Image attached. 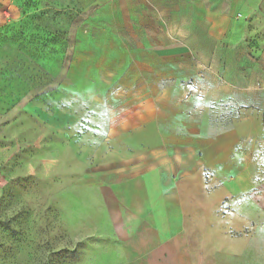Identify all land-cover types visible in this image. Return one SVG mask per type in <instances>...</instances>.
I'll return each mask as SVG.
<instances>
[{"label": "rangeland", "instance_id": "obj_1", "mask_svg": "<svg viewBox=\"0 0 264 264\" xmlns=\"http://www.w3.org/2000/svg\"><path fill=\"white\" fill-rule=\"evenodd\" d=\"M260 92L264 0H0V264H143L113 221L110 173L153 170L166 140L178 169L188 145L208 158L190 183L237 167L227 181L264 198ZM131 110L149 121L108 140ZM234 191L183 207V238L210 255L240 235L264 264V203L237 220Z\"/></svg>", "mask_w": 264, "mask_h": 264}, {"label": "crops", "instance_id": "obj_2", "mask_svg": "<svg viewBox=\"0 0 264 264\" xmlns=\"http://www.w3.org/2000/svg\"><path fill=\"white\" fill-rule=\"evenodd\" d=\"M212 8L215 13L225 12L219 5L212 6ZM220 28L218 26L217 31H220L225 37L229 28L223 27L221 30ZM201 56L206 60V55L202 54ZM211 60L222 61V57L219 53H215ZM214 94H217L218 99L222 98L220 90L214 89ZM247 100L251 105L253 104L251 96ZM263 100L264 96L260 92L258 101L262 104ZM129 109L127 110L130 111ZM131 111L126 117L120 118L119 123L113 117L111 118L108 140L116 139L124 132L133 130L149 121L143 113ZM185 141L187 142V138ZM197 142L203 143V139H198ZM170 146L171 144L166 140L161 150L151 152L149 158L158 156L159 159L158 166L153 167L151 171L130 170V167L126 166L127 170L121 171L119 174L117 172L110 173V177L114 181L118 180L117 182L121 183L115 186L117 188L111 189V196L115 198L112 204L115 201L119 202V198L124 197L125 206L122 208L113 206V221L115 225L121 222L120 228L124 231L123 237L133 244L134 253H137L138 257L136 259L141 260L143 264H248L247 244L245 238L240 235L233 237L226 233L222 234L220 236L222 245L219 251L210 255L190 251L189 244L181 232L180 226L184 223L181 210L183 207H205L215 210L216 207L223 206L227 202L226 189L234 187V196H231L229 201V204L233 205L230 213L234 214L237 220L243 221L253 218L255 214L261 212L258 206L264 203L263 196H244L237 181H227L229 176L234 179L240 176L237 167H234L232 171L220 172L222 183H218L216 187L204 183L198 185L190 183L189 181L195 175L197 176L195 178H200L202 164L208 158L192 156V152H197V148L188 145L186 149L189 150V155L187 153L189 157L184 160V163L181 162L183 165L181 164L179 167L181 169H178L175 166L176 160L170 161L169 159L172 154ZM129 161L131 160L126 159V164H130ZM183 181L189 183L182 184ZM250 187H254L253 183ZM124 208H127V211ZM130 228H132L131 233H129ZM251 262L259 264L258 259Z\"/></svg>", "mask_w": 264, "mask_h": 264}]
</instances>
